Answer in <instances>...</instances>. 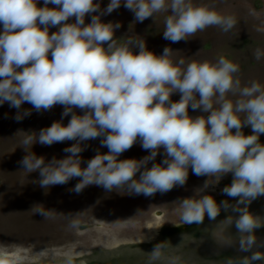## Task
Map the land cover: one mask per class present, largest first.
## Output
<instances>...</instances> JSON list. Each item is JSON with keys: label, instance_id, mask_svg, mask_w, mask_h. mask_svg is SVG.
<instances>
[{"label": "clouds", "instance_id": "clouds-1", "mask_svg": "<svg viewBox=\"0 0 264 264\" xmlns=\"http://www.w3.org/2000/svg\"><path fill=\"white\" fill-rule=\"evenodd\" d=\"M38 4L39 0H0V106L7 103L16 109L12 117L16 122L33 111L63 108L61 120L38 133H16L25 152L17 161L20 171L26 176L38 172L33 183L46 192L79 178L70 189L76 194L95 185L106 192L153 197L184 187L191 169L193 175L207 179L193 189V196L174 202L180 222L202 225L206 215L215 221L223 210L226 216L218 225L236 230L228 247L246 253L226 264H264V239L256 235L264 220L249 211L250 204L264 196V143L260 142L264 86L257 81L242 84L239 65L224 56L215 63L186 64L180 58L175 63L182 67H177L169 59L176 52L170 47L156 55L140 36H130L120 45L114 35L120 23L101 19L122 4L139 23L163 14V38L178 43L209 27L228 33L236 18L193 0H110L103 8L96 0ZM251 15L259 19L257 12ZM86 16L90 23H85ZM51 28L57 30L50 32ZM256 31L264 32V20ZM253 55L260 61L264 50L257 48ZM175 93L180 95L178 101L171 99ZM25 103L32 107L24 108ZM189 108L201 115L190 116ZM69 116L65 126L63 119ZM245 127L251 134L245 135ZM96 139L108 152L97 149L81 167L85 142ZM66 141L75 143L63 149L68 155L61 159L53 156L46 162L32 151L36 143L52 146ZM137 143L148 155L118 159ZM158 155L163 157L160 162ZM228 174L232 181L221 194L235 203L225 199L218 204L207 193ZM32 209L44 219H55L51 210L36 205ZM68 216V228L76 229L78 224ZM217 238L223 239V230ZM166 247L157 243L147 264L165 259L167 264H179V257H165ZM23 260L18 252L0 249V264H23ZM62 264H74L71 251L64 252Z\"/></svg>", "mask_w": 264, "mask_h": 264}, {"label": "rangeland", "instance_id": "rangeland-1", "mask_svg": "<svg viewBox=\"0 0 264 264\" xmlns=\"http://www.w3.org/2000/svg\"><path fill=\"white\" fill-rule=\"evenodd\" d=\"M96 2L103 8L110 0H96ZM193 2L210 7L222 15L235 17L236 26L228 33H224L218 27H209L197 32L195 37H189L187 41L171 43L163 38V14L157 15L155 20L148 18L143 23H139L134 21L133 13L125 9L122 4L119 9L102 16L101 19L105 23H120L121 27L114 33L120 45H124L130 36L131 38L140 36L145 40L147 49L156 55H162L163 49L170 47L176 52H173L169 59L177 67H182L175 63L180 58H183L186 64L191 61L215 63L220 56H224L239 65L242 84L257 81L264 86V58L257 61L253 55L257 48L264 50V32L256 31L260 21L264 20V0H193ZM38 6L43 7V0H39ZM253 11L259 13V19L251 15ZM85 23H90L89 16H86ZM56 30L51 28L50 32ZM171 99L178 101L180 95L175 93ZM23 107L32 106L25 103ZM62 111L63 108L57 105L51 111L43 113L33 111L31 116L16 122L12 119L16 109L10 108L7 103L0 106V249L7 250L10 254L18 252L24 257L23 264H62L64 252L71 251L74 264H78L91 257L119 255L124 249L120 252L119 248H108L121 241H137L147 237L157 227L158 235L149 244L160 241V230L164 226L182 224L175 212L178 202H174L193 196V189L202 186L207 179L193 175L191 169L184 187L173 188L163 195L157 192L153 197L130 196L117 191L106 192L102 187L95 185L76 194L70 189L75 186L79 178H73L65 185L52 186L46 192L38 184L33 183L39 178L38 172L26 176L20 171L17 161L25 155V152L19 147L20 135L16 133L19 130L38 133L42 128L60 121ZM77 111L79 113V110ZM6 114L8 118H5ZM189 115L195 117L201 113L189 108ZM70 118L69 116L63 119L65 126ZM243 131L245 135L251 134L249 127H245ZM260 142L264 143V135L260 136ZM73 143L75 142L66 141L52 146L36 143L32 151L37 156H43L47 162L53 156L57 159L64 158L68 153L63 149ZM85 143L88 146L80 154L81 167L87 166V160L97 154V149L102 153L108 152L106 147H100L99 139ZM145 155H148V152L137 143L118 159L138 160ZM162 159V155H158L156 162ZM231 181L232 175L228 174L215 189H209L207 194H211L218 204L225 199L235 203L231 198L221 194V189ZM35 205L51 210L55 219H44L32 209ZM249 211L264 220V196L254 200L249 206ZM69 214L71 221L78 224L76 229L68 228ZM225 216L223 210L215 221H209L206 215L204 227L220 222ZM222 230L223 239H218ZM256 235L264 239V227L257 229ZM213 237L222 249L227 248L239 255H246V253H238L235 246L228 247V244L236 239L229 229L224 227L216 229ZM165 241H167L165 257L177 256L184 264H226L227 262V260H216L215 257L220 254V249L204 236L195 238L189 233H179ZM153 250L154 246L147 247L143 253L146 255ZM129 252L134 253L131 250ZM159 262L167 264L166 259Z\"/></svg>", "mask_w": 264, "mask_h": 264}, {"label": "trees", "instance_id": "trees-1", "mask_svg": "<svg viewBox=\"0 0 264 264\" xmlns=\"http://www.w3.org/2000/svg\"><path fill=\"white\" fill-rule=\"evenodd\" d=\"M219 222L212 224L210 226L205 225L206 222L204 221L202 225H175V226H164L160 230V241H155L151 244H138L133 246H128L123 250L122 253L116 256H108L104 258H89L84 264H120L119 262L122 261L123 264H147L149 254L144 255V249L147 247H153L157 243L164 242L167 245V240L169 237L179 234V233H189L193 237H206L211 244L218 247L220 249V254L217 255L215 258L218 261H224L229 259H235L237 254L235 251L227 249V248H221L219 247L218 243L215 241V238L213 237L214 231L219 228H223V225H218ZM232 233V235L235 237L236 230L233 227L232 229H229ZM133 248H138V251L134 253L129 252L132 251ZM130 249V250H129ZM147 250V249H146ZM121 252V251H120ZM79 264V263H78ZM156 264H162L161 262H156ZM179 264H184L183 261H180Z\"/></svg>", "mask_w": 264, "mask_h": 264}, {"label": "water", "instance_id": "water-1", "mask_svg": "<svg viewBox=\"0 0 264 264\" xmlns=\"http://www.w3.org/2000/svg\"><path fill=\"white\" fill-rule=\"evenodd\" d=\"M158 230L159 228L157 227L156 230H152L150 235H148L147 237H143L137 241H121L118 243H114V245H112L111 247H109L108 249H112V248H116L118 246L121 245H127V244H149L150 241H152L153 238H155V236L158 235Z\"/></svg>", "mask_w": 264, "mask_h": 264}, {"label": "flooded vegetation", "instance_id": "flooded-vegetation-1", "mask_svg": "<svg viewBox=\"0 0 264 264\" xmlns=\"http://www.w3.org/2000/svg\"><path fill=\"white\" fill-rule=\"evenodd\" d=\"M172 226H175V225H172ZM133 245H138V244H130V245H128V246H133ZM128 246H127V245H125V246H124V245H121V246L116 247V249L119 248L118 251H122L123 249H125V248L128 247ZM132 251H136V252H137V251H138V248H133ZM91 258H92V257H91ZM86 261H87V260H86ZM86 261L81 262V263H79V264H84ZM119 263H120V264H123L122 261H120Z\"/></svg>", "mask_w": 264, "mask_h": 264}]
</instances>
